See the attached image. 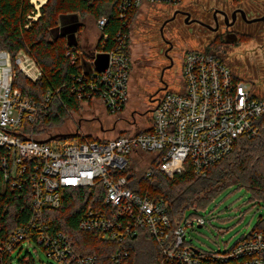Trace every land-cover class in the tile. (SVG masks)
<instances>
[{"label":"built area","instance_id":"obj_1","mask_svg":"<svg viewBox=\"0 0 264 264\" xmlns=\"http://www.w3.org/2000/svg\"><path fill=\"white\" fill-rule=\"evenodd\" d=\"M184 0H121L118 28L106 52L95 49L87 57L76 46H67L64 58L79 65L83 72L73 76L70 90L81 104L98 101L105 111L118 113L129 98L131 58L129 18L143 5L180 6ZM234 1V0H227ZM47 0H29L27 29L37 22ZM107 18L96 21L101 42ZM104 55L105 65H96ZM83 58V59H82ZM99 67V68H98ZM17 73L35 82L42 72L34 59L20 50L13 57L0 50V193L20 200L18 227L0 242V264H11L10 255L24 247H38L46 257L61 264H97L95 256L80 253L74 240L52 228L44 208L58 209L66 193L91 190L92 205L80 215L76 229L99 234L103 241L118 243L110 256L112 264H129L126 241L145 233L157 246L154 264H264V232L251 231L223 251H203L187 241V233L205 225L201 216L171 220L167 202L140 194L128 187L121 173L139 154L150 156L153 167L146 177L158 172L168 179L187 170L205 176L209 167L227 156L240 138L264 135V65L260 79L245 80L233 73L218 55L204 50H188L181 60L177 91L163 88L151 111L146 132L133 133L96 142L74 140L64 145L58 139L41 143L27 132L37 116L45 113L51 92L44 104H37L13 88ZM57 92V91H56ZM28 198V200H26ZM27 201V202H26ZM27 212L25 216V205ZM9 206L4 207L8 213ZM23 264H31L28 258Z\"/></svg>","mask_w":264,"mask_h":264},{"label":"trees","instance_id":"obj_2","mask_svg":"<svg viewBox=\"0 0 264 264\" xmlns=\"http://www.w3.org/2000/svg\"><path fill=\"white\" fill-rule=\"evenodd\" d=\"M120 1L47 0L37 22L24 29L26 15L31 9L29 0H0V50L7 51L13 57L18 51H25L42 72V77L35 82L17 73L13 88L19 90L22 96L32 99L37 106L43 105L46 93L51 92L46 114L40 113L34 125L56 123L67 110L80 109L82 102L70 90L75 83L72 77L81 74L83 68L79 63L69 65L64 58L65 48L73 45L81 49L77 34L84 27L82 20L85 16H90L95 21L106 17L108 21L103 31L108 39L102 43L99 38L95 48L102 53L108 51L122 25L117 17ZM137 13L138 10H134L131 14L125 32L130 31ZM105 63V56L100 55L96 65L102 68ZM86 102L91 103V100ZM123 109L124 107L120 111ZM34 125L26 129L36 137L37 130ZM77 137L78 141H84V138ZM145 156L139 154L141 159ZM146 157L150 159L149 155ZM154 164L152 162L148 168ZM131 165L132 163L121 173L128 181V187L136 193H148L153 199L161 198L166 201L171 220L186 215L189 210H205L219 193L229 187L244 188L249 192L251 200L264 202V135L253 139H238L231 152L209 167L203 177L190 170L177 174L172 179L158 172L146 177L145 173L138 174ZM90 193L91 190L87 189L69 191L58 209L44 208L43 213L54 230L62 231L74 240L80 253L95 256L97 264H112L110 256L119 248L118 243L106 242L99 234L82 233L76 229L81 213L92 205ZM20 204L17 196L0 193V242L22 221L17 216ZM5 206H9L8 213L4 212ZM25 206L26 216L27 203ZM255 230L264 232V220H259L251 231ZM125 246L130 252L129 264H154L158 256L157 246L145 233L126 241Z\"/></svg>","mask_w":264,"mask_h":264},{"label":"rangeland","instance_id":"obj_3","mask_svg":"<svg viewBox=\"0 0 264 264\" xmlns=\"http://www.w3.org/2000/svg\"><path fill=\"white\" fill-rule=\"evenodd\" d=\"M195 1L184 0L180 6L143 5L138 11L130 27L129 98L122 111L111 114L105 111L98 101L84 103L77 111L64 112L56 123L34 125L37 130L36 138L45 140L53 136L73 135L58 139L60 144L67 145L78 140L77 135L84 138L85 142H96L97 139H112L146 132L151 125V111L155 106V99L162 94L163 89L158 82V72L163 62L155 55L160 46L156 37L160 21L158 18L174 9H183ZM192 7H195V4L189 6ZM82 22L84 27L77 34L80 48L85 52L94 53L100 36L96 21L90 16H85ZM175 26L172 25L173 28ZM185 38V45L189 50H205L206 44L199 43L195 35H187ZM229 44H218L214 49L216 52L212 53L221 57L238 77L248 81L260 79L264 65L263 54L259 51L260 45L248 37L243 38L240 44ZM179 70V61L176 59L174 71L167 80V91H177ZM142 159L141 163L137 158L131 161V166L141 175L152 165L149 164L151 159L146 156ZM191 214L204 217L206 223L201 228L195 227L188 231L187 241L190 245L203 251H223L249 234L259 220H264V202L251 200L249 192L244 188L229 187L219 193L205 210L186 212V216ZM10 258L11 264H23L26 258L31 260V264H61L46 257L42 250L33 246L15 250Z\"/></svg>","mask_w":264,"mask_h":264},{"label":"flooded vegetation","instance_id":"obj_4","mask_svg":"<svg viewBox=\"0 0 264 264\" xmlns=\"http://www.w3.org/2000/svg\"><path fill=\"white\" fill-rule=\"evenodd\" d=\"M193 4L195 7L189 8ZM158 20L156 37L160 46L155 55L163 62L158 72L161 88L169 87L167 80L174 71L176 59L180 79L181 60L189 50L185 45L187 35H195L199 43H205L204 51L208 52H216L218 44H240L248 37L260 45L264 60V0H196Z\"/></svg>","mask_w":264,"mask_h":264},{"label":"water","instance_id":"obj_5","mask_svg":"<svg viewBox=\"0 0 264 264\" xmlns=\"http://www.w3.org/2000/svg\"><path fill=\"white\" fill-rule=\"evenodd\" d=\"M73 135H70V136H53V137H50L48 139H45V140H42L40 141L41 143H47V142H50L52 140H55V139H59V138H65V137H72Z\"/></svg>","mask_w":264,"mask_h":264},{"label":"crops","instance_id":"obj_6","mask_svg":"<svg viewBox=\"0 0 264 264\" xmlns=\"http://www.w3.org/2000/svg\"><path fill=\"white\" fill-rule=\"evenodd\" d=\"M79 47H81V46L79 45ZM81 50L84 52V56H85V57H87V55L90 54V53H88V52H85L84 49H82V48H81ZM89 51H90V50H89ZM97 59L99 60V55H98ZM99 67H100V66H99Z\"/></svg>","mask_w":264,"mask_h":264}]
</instances>
